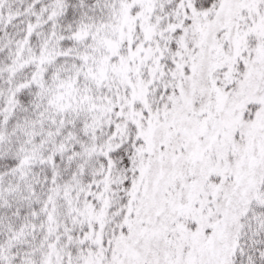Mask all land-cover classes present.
<instances>
[{
  "label": "snow or ice",
  "instance_id": "obj_1",
  "mask_svg": "<svg viewBox=\"0 0 264 264\" xmlns=\"http://www.w3.org/2000/svg\"><path fill=\"white\" fill-rule=\"evenodd\" d=\"M0 264H264V0H0Z\"/></svg>",
  "mask_w": 264,
  "mask_h": 264
}]
</instances>
